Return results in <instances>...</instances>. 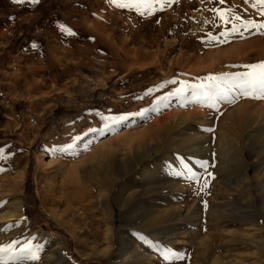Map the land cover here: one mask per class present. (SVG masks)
<instances>
[{"label": "rangeland", "instance_id": "rangeland-1", "mask_svg": "<svg viewBox=\"0 0 264 264\" xmlns=\"http://www.w3.org/2000/svg\"><path fill=\"white\" fill-rule=\"evenodd\" d=\"M216 9L264 22L257 0H0V260L264 264V98L237 87L264 30ZM27 243L38 262L14 258Z\"/></svg>", "mask_w": 264, "mask_h": 264}, {"label": "snow or ice", "instance_id": "snow-or-ice-1", "mask_svg": "<svg viewBox=\"0 0 264 264\" xmlns=\"http://www.w3.org/2000/svg\"><path fill=\"white\" fill-rule=\"evenodd\" d=\"M19 2V0H17ZM35 3H39L40 0H33ZM115 6L119 8H129V9H135L136 11L140 12L141 15L145 14V11H142V9L146 10L147 13H151L153 10L154 5L160 4H171L174 2V0H111ZM221 4L225 2V0H219ZM258 3L264 4V0H257ZM217 13L220 15V18L227 24H232L231 32H237L241 27H243L245 30H248L249 28H254L257 31L264 30V22L257 23L254 20H243L240 16H235L233 19L229 20L227 15L223 12H220L219 9H216ZM261 15H264V11L261 12ZM236 21H240V24H236ZM63 27V26H62ZM69 33H71V30L68 29ZM225 36L229 35L230 33L226 31L223 33ZM211 36V34H209ZM211 39L216 40L218 37H211ZM226 41H221V43ZM250 68V71L243 74L238 79L237 87L245 89V94L249 93H258L259 95L256 98H264V63L254 64L247 66ZM220 78L209 76L207 80L209 83L207 85L205 84H198V85H190L187 82H184L182 86L177 89V94L185 92L189 88H197L201 89V95L207 96V93L209 91H214L218 85L216 81H218ZM175 83V81H173ZM126 117H122L121 119H125ZM68 147H71L69 145ZM3 150L0 149V158H3L2 156ZM185 168H188L187 164H184ZM190 171V169H189ZM190 179L198 180L199 177H196L195 174H192ZM12 245H6L2 248H0V254L9 253L12 249ZM43 251L42 245H33L31 243H27L23 248L20 249L19 255L14 256L15 259L19 260H31V261H39L40 260V253ZM165 258H168V254H165ZM0 264H7L6 260H0Z\"/></svg>", "mask_w": 264, "mask_h": 264}, {"label": "bare ground", "instance_id": "bare-ground-1", "mask_svg": "<svg viewBox=\"0 0 264 264\" xmlns=\"http://www.w3.org/2000/svg\"><path fill=\"white\" fill-rule=\"evenodd\" d=\"M129 144L132 146L134 144L133 141H130ZM80 178V177H79ZM78 179V176H77ZM75 175H74V171L71 169L66 176H64L62 178V182L60 183L59 187L61 188V190H63V192L65 193L66 196V203L67 205H69V207L71 206H80L82 209H86V207L90 204H94L93 200H91L88 196L86 197L85 195H80L79 194V190H78V181H77ZM82 179V178H81ZM80 179V180H81ZM79 180V181H80ZM54 188V187H53ZM54 190H56L54 188ZM60 191V190H59ZM84 191V189H83ZM89 194V193H88ZM63 196V195H62ZM90 196V195H89ZM91 197L93 198V196L91 195ZM63 198V197H62ZM89 198V199H88ZM109 199L108 197H106L104 199V206H105V210L109 211ZM194 200V199H193ZM59 201V200H58ZM22 210V206L19 204L18 206H16V211H21ZM111 211V210H110ZM112 214V212H111ZM184 216V215H183ZM179 217H182V214H179ZM262 219L264 220V212H262ZM132 253L134 252H128L127 256H131ZM142 254H145L146 252L142 251ZM189 256V255H188ZM187 256V257H188ZM126 258V257H125ZM129 259V258H127ZM132 259V258H130ZM125 260V259H124ZM126 261V260H125ZM131 261V260H130ZM128 262V261H127ZM126 262V263H127ZM213 263H216V261L214 260Z\"/></svg>", "mask_w": 264, "mask_h": 264}]
</instances>
